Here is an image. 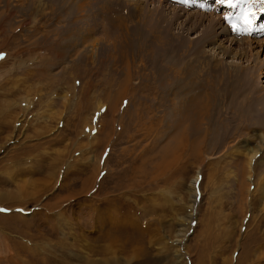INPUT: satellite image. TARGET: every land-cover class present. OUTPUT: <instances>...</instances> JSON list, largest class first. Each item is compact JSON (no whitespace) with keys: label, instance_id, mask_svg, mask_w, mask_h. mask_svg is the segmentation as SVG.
<instances>
[{"label":"rangeland","instance_id":"1","mask_svg":"<svg viewBox=\"0 0 264 264\" xmlns=\"http://www.w3.org/2000/svg\"><path fill=\"white\" fill-rule=\"evenodd\" d=\"M259 40L264 0H0V264H264ZM190 68L214 95L170 109Z\"/></svg>","mask_w":264,"mask_h":264},{"label":"bare ground","instance_id":"2","mask_svg":"<svg viewBox=\"0 0 264 264\" xmlns=\"http://www.w3.org/2000/svg\"><path fill=\"white\" fill-rule=\"evenodd\" d=\"M244 16L245 15H241L237 20L235 21L234 19H227L226 21V24H227V27L230 29V31H235V33L237 32H240L242 30L245 29V26L247 23L244 22ZM212 22H210V25H208L207 27L211 28L213 25H214V28L216 27L215 24L216 22L215 19H211ZM206 27V28H207ZM240 30V31H239ZM228 32V31H227ZM207 33V32H206ZM224 34V32H222ZM212 34V32H211ZM220 34V33H219ZM217 35V34H215ZM210 36V35H209ZM212 37V36H211ZM152 38V37H151ZM210 38V37H209ZM255 39V37H253ZM153 40V39H152ZM243 40V39H242ZM245 40V39H244ZM247 40V39H246ZM148 41V40H147ZM171 41V40H170ZM250 41V39H249ZM249 41H247V47L248 46H252V43H249ZM143 42H144V39H143ZM177 42V41H176ZM145 43V42H144ZM241 43H243V41H241ZM258 43H261V44H264V40H259ZM168 45V44H167ZM141 46V45H140ZM149 46V45H147ZM152 47H154L153 45H151ZM168 47V46H167ZM177 47V45H176ZM143 48V47H142ZM149 49V47H148ZM166 49V48H165ZM247 49V48H245ZM168 51V49H166ZM144 51V50H143ZM190 52V51H189ZM182 54V53H181ZM238 55V54H237ZM150 56V55H149ZM179 56V55H178ZM195 56V55H193ZM236 56V55H235ZM239 57V56H238ZM169 58V57H168ZM160 60V59H159ZM192 60V59H191ZM194 61V60H193ZM171 63V62H170ZM169 63V64H170ZM261 64V63H260ZM165 66V65H163ZM164 68V67H163ZM169 68V67H168ZM199 68V67H198ZM201 68V67H200ZM184 69V68H183ZM243 69V68H241ZM171 70V69H170ZM182 70V68H181ZM198 71V70H197ZM197 71H195L193 68H190L187 70V73L185 75H182L183 73L177 69H173V71L171 72L170 77L168 78V81L166 82V86H167V90H166V96L167 97V102L169 103H172V106H168L170 107V109H172L173 105H177V104H180V110L183 109V107H185V105L187 104V106H189L188 103L190 104H195L197 103V105H200L199 107H201L202 105H204V102L205 100H203V96L206 97L205 95L208 94L210 96L214 95L213 89H211V83L213 81V77L214 75L212 74L207 81V83H205V77L204 76H201L199 73H197ZM201 71V70H200ZM203 71V70H202ZM201 71V72H202ZM264 71V70H263ZM168 72V71H167ZM185 72V71H184ZM170 73V72H168ZM239 73H242V77H240L239 75H233V73H230L231 76L228 77V80L230 83H232L234 86H236V84L238 83L239 85H241L242 87H244L246 90H249L251 92H253V89L257 90L258 91V87H257V79L255 77V72H253L252 70H241ZM203 74V73H202ZM193 75V77H192ZM219 77V76H218ZM199 86L202 87V89H199L200 88ZM154 87V86H152ZM253 88V89H252ZM153 89V88H152ZM163 89V88H162ZM225 89V88H224ZM161 90V89H160ZM165 92V89L163 90ZM228 91V90H227ZM160 92V91H158ZM264 90L262 91V96H259V97H255L253 99V101H251L250 103H248L247 106H242V105H239L238 108H237V112H238V115L242 113H245L246 115L245 116H242V117H246V118H249L247 117V115L251 112H257V113H263L264 115V112L260 109L264 108ZM241 93V92H240ZM159 94V93H158ZM161 94V93H160ZM163 96V95H161ZM178 98V97H181V99H183L181 102H177L176 99L174 98ZM218 95H215L214 96V99H217ZM194 98H195V102H194ZM213 98V97H212ZM238 98V97H237ZM209 100V99H207ZM187 101V103H186ZM215 101V100H214ZM169 103V104H170ZM215 104V102H214ZM205 106V105H204ZM208 106H209V102H208ZM174 108V107H173ZM224 108L222 107H217L216 110H214V108L212 109V112H211V116L215 119H221L223 117H225V113H224ZM210 110V109H209ZM198 111V110H197ZM261 114H256L254 113V118H258V117H262L263 115ZM209 116V115H208ZM210 116V117H211ZM234 117V116H233ZM226 132H228V130H226ZM262 143L264 144V139H262ZM250 148V147H249ZM247 149L246 150H249L250 152L248 154V166L247 168L249 167V172L252 174V170H253V163H254V157H256L258 155V152H259V149L260 148H252V149ZM244 154V153H243ZM253 166V167H252ZM251 174L248 175V179H250L251 177ZM245 179V178H244ZM247 179V177H246ZM264 179V177H263ZM194 186V185H193ZM103 233V232H102ZM114 244H110L109 246H112V245H115V242H113ZM117 248H110L107 246V249H106V253L105 255L108 256V254H110L112 251H116ZM136 250V249H135ZM93 251V250H92ZM138 252V250H136ZM142 251V250H141ZM137 252H134L133 254H136ZM113 254V253H112ZM112 259H114V257H110L108 256V258H103V260H100V261H96V260H92L90 261L88 264H111L112 263ZM132 259V258H130ZM112 260V261H110ZM141 264V263H140Z\"/></svg>","mask_w":264,"mask_h":264}]
</instances>
